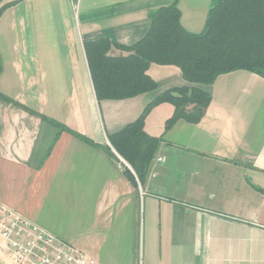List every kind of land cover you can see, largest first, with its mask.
<instances>
[{
  "label": "crops",
  "instance_id": "crops-1",
  "mask_svg": "<svg viewBox=\"0 0 264 264\" xmlns=\"http://www.w3.org/2000/svg\"><path fill=\"white\" fill-rule=\"evenodd\" d=\"M174 1L200 33L211 0H15L0 13V93L28 109L0 98V202L98 264H264V77L220 74L202 86L211 100L195 123L165 128L174 106H152L143 129L157 146L142 176L110 142L159 93L191 84L151 63L156 89L98 98L84 43L128 56L119 46Z\"/></svg>",
  "mask_w": 264,
  "mask_h": 264
},
{
  "label": "trees",
  "instance_id": "trees-1",
  "mask_svg": "<svg viewBox=\"0 0 264 264\" xmlns=\"http://www.w3.org/2000/svg\"><path fill=\"white\" fill-rule=\"evenodd\" d=\"M14 2L0 0V13ZM149 18L150 27L142 38L131 46H119L132 52L128 56H108L111 42L107 39L84 43L98 98H125L156 89L145 73L151 63L178 66L191 84L159 93L135 121L110 136L114 149L140 176L157 146V140L143 129L152 106L163 101L174 106L165 128L178 119L195 123L211 100L202 86L239 69L264 77V0H211L200 33L183 28L176 1L151 11ZM0 98L28 110L2 93Z\"/></svg>",
  "mask_w": 264,
  "mask_h": 264
},
{
  "label": "built area",
  "instance_id": "built-area-1",
  "mask_svg": "<svg viewBox=\"0 0 264 264\" xmlns=\"http://www.w3.org/2000/svg\"><path fill=\"white\" fill-rule=\"evenodd\" d=\"M0 264L98 263L89 254L0 202Z\"/></svg>",
  "mask_w": 264,
  "mask_h": 264
},
{
  "label": "water",
  "instance_id": "water-1",
  "mask_svg": "<svg viewBox=\"0 0 264 264\" xmlns=\"http://www.w3.org/2000/svg\"><path fill=\"white\" fill-rule=\"evenodd\" d=\"M123 175L129 181L132 187L138 188L137 178L128 166L125 167Z\"/></svg>",
  "mask_w": 264,
  "mask_h": 264
}]
</instances>
